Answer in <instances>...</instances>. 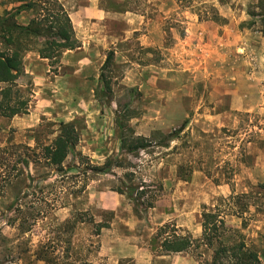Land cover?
I'll return each instance as SVG.
<instances>
[{"label":"rangeland","instance_id":"rangeland-1","mask_svg":"<svg viewBox=\"0 0 264 264\" xmlns=\"http://www.w3.org/2000/svg\"><path fill=\"white\" fill-rule=\"evenodd\" d=\"M97 1L105 13L91 21L69 8L84 32H109L113 43L80 62L24 52L29 120L0 117V264H210L205 246L162 253L155 238L166 222L198 238L204 206L225 214L224 243L243 239L264 262L258 0ZM109 50L110 89H101ZM61 121L75 124L79 142L57 170L35 153ZM122 134L161 145L126 152ZM141 183L153 206L136 211L116 189ZM232 190L245 196L224 201Z\"/></svg>","mask_w":264,"mask_h":264},{"label":"trees","instance_id":"trees-1","mask_svg":"<svg viewBox=\"0 0 264 264\" xmlns=\"http://www.w3.org/2000/svg\"><path fill=\"white\" fill-rule=\"evenodd\" d=\"M3 10L0 14V117L12 118L18 114L29 112L32 101L31 90L22 88L18 80L25 76L23 65L24 52L35 50L39 57L48 59L52 64L68 49L80 46L68 12L59 0H0ZM259 12L264 18V0H258ZM30 13L26 23H19L17 17ZM253 14V13H252ZM35 44L37 45L35 47ZM113 50H109L100 69L99 82L101 89H110V83L105 76V70L111 66ZM182 130V126L167 134L172 137ZM121 148L134 153L158 141L147 137L121 135ZM79 142V132L73 122H59L58 133L44 145H38L35 153L37 160L44 164L62 170V164L67 156L74 151ZM106 161L103 166H93L92 172H104L110 166ZM134 204V209L145 210L153 206V196L146 184H131L126 190L117 188ZM232 193L225 200L238 201L245 194ZM150 194V195H149ZM174 224L166 222L157 228L155 238L159 241L162 253H175L205 246L212 251L210 264H264L259 253L249 247L243 239L231 244L223 241L227 230L225 214L217 207H203L201 213V235L192 238L183 234Z\"/></svg>","mask_w":264,"mask_h":264},{"label":"crops","instance_id":"crops-1","mask_svg":"<svg viewBox=\"0 0 264 264\" xmlns=\"http://www.w3.org/2000/svg\"><path fill=\"white\" fill-rule=\"evenodd\" d=\"M66 11L68 12V15L70 16V19L72 21L75 35L77 39L80 42V46L74 48V49H68L64 51V55L71 58L69 55L72 53L75 55V57L78 59V62L81 60H84L87 57V54L93 53V52H100L102 49L108 48V46L113 43L112 37L113 35H109V32H84L87 26V22H81L79 27L75 24V19L73 18L72 11H70V5L74 4L77 5L80 15V20H87L89 21L93 19L98 18L102 13H105L104 11L100 10L98 7V1L97 0H59ZM152 42H149V45H151ZM37 56L39 57L38 53L35 51ZM67 58V59H68ZM39 59H45L39 57ZM30 114H18L13 116L12 118H20L24 122H27L29 120ZM23 117V118H21ZM66 122V121H63ZM26 125V124H25Z\"/></svg>","mask_w":264,"mask_h":264}]
</instances>
